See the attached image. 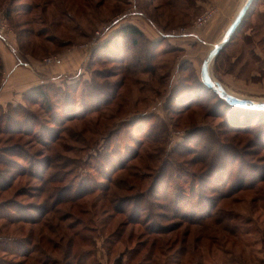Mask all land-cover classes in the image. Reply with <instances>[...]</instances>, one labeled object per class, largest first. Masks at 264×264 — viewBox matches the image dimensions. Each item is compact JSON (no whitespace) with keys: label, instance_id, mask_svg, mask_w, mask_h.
<instances>
[{"label":"rangeland","instance_id":"374dc122","mask_svg":"<svg viewBox=\"0 0 264 264\" xmlns=\"http://www.w3.org/2000/svg\"><path fill=\"white\" fill-rule=\"evenodd\" d=\"M8 8L11 21L5 17ZM209 8L216 11L214 20L218 12L211 0H0V28L6 38L21 39L27 53L14 44L18 56L32 55L44 68H60L66 54L78 59L56 69L55 79L47 82L55 84L48 90L52 105L11 104L35 116L40 126L31 128L37 136L25 133L29 126L18 129L21 134L7 133L0 121V264L26 260L5 252L24 250L14 244L28 233L10 223L16 208L29 207L37 217L52 204L87 226L82 236L88 243L75 248L74 264L75 255L88 250L94 255L90 264H233V259L259 264L264 259V113L231 108L200 83L203 60L235 12L220 19V31L202 32L203 42L163 37L205 29H195L194 21ZM133 20L147 23L151 38L133 44V38L118 37L113 54L100 51V44ZM107 26L112 33L96 36ZM25 30L35 35L22 39ZM119 54L126 60L118 62ZM55 57L60 62L43 64ZM211 74L234 95L264 102V0H255ZM72 104L78 118L69 121L65 112H73ZM0 105L2 115L8 104ZM37 161H47L46 172L32 169ZM121 163L129 170L119 171ZM109 193L121 203L105 210ZM208 211L210 218L201 219ZM53 214L56 233L37 226V242L42 241L26 264H66L73 221ZM191 222L202 227L187 234ZM223 227H236L237 235L230 237ZM43 238L54 240L57 249ZM196 238L203 245H196ZM181 246L189 250L186 261L176 258Z\"/></svg>","mask_w":264,"mask_h":264},{"label":"trees","instance_id":"16d2710c","mask_svg":"<svg viewBox=\"0 0 264 264\" xmlns=\"http://www.w3.org/2000/svg\"><path fill=\"white\" fill-rule=\"evenodd\" d=\"M26 11L29 12L30 9L27 8ZM5 17L7 19H9V21L12 20V11L10 10V8L7 9V12L5 13ZM16 25L19 27L20 24L17 23ZM20 35L22 36V39H25L27 37L34 36L35 33L33 31H30V30H25V31H21ZM38 36H40V35H38ZM118 37H120L119 40H122V41H123V38H129V37L133 38V44H137L138 43V41H137L138 38H147L145 36V34L138 27H136L135 25H132V24H128V25L122 26L120 29H118L117 32L115 34H113L111 36V38H109L106 42L104 41L102 44H100V46H99L100 47V51H103V52L108 53V54L111 53L112 52V47L115 46L116 40H117ZM51 41L54 42V40H51ZM17 44H18L19 49L21 50V52L26 53V51H24L23 41L21 39L17 40ZM121 50H122V48H121ZM129 50L130 49H128L126 51V49H125V50H122V51H123V53H125V51L128 52ZM113 53H114V51L112 52V54ZM114 57L116 58V60H119L118 62L126 60L125 56L124 55L122 56L121 54H119L118 56H114ZM2 76H3V65H2V60H1V57H0V82H1ZM49 83H51V82H49ZM200 83L202 84V86L204 88L208 89L202 83L201 78H200ZM49 85H55V84L54 83L53 84H48L47 83L45 85H41V86H39L37 88H34V89L30 90L29 92H27L25 94V96H24L25 102H29L30 104H41V105H44V106H46V104H48V106L52 105L51 97L49 96V91H48L49 89H51ZM67 87H69V86H67ZM0 88H1V85H0ZM57 88H61V87L58 86ZM210 91H212V90H210ZM57 93L58 94H54V97H57L58 95H60L61 91L57 92ZM217 97L219 98L220 101L225 102L218 95H217ZM11 104L12 103H8V108H7L6 112L3 113L2 115H0V121L1 122L5 121L7 133L21 134V131L18 130V129H20L21 127H24V126H29V129L28 128L25 129V131H27L25 133L26 134H32L33 136H37L38 132L36 131V127L39 124L36 121V119L34 118L35 116L32 117L33 115L30 112H26L24 106H22L21 104H17L16 106L15 105L12 106ZM226 104H227V106H229L231 108H236V109H239V110H242V111L246 110L245 108L232 106V105H229L228 103H226ZM75 105L73 106V104H72V105H69V107H68V108H72L73 112H70V113L69 112H65V113H67L65 118L67 120H69V121L78 118L77 117V114H78L77 111L78 110H77V108H75ZM84 105H85V103H83V105H82L84 107V109H85ZM1 110H2V108H0V111ZM52 110L53 109L49 108L48 111L51 112ZM246 111H248V110H246ZM252 112L261 113V114L264 113V111H257V110H253ZM80 117H82V115ZM32 123L36 126L34 129L31 128L32 127ZM9 131H12V132H9ZM50 136H52V135H49V137ZM39 163H40L39 161L34 162V166H33L32 169H35L36 171L40 170V171H42V173L46 172V168L45 167H47V166L45 164L47 163V161H46V163L45 162L40 163L41 166L38 169L39 166H37V165ZM118 169H119V171H127V170H129V168L127 167V164H124V163H121V166ZM41 178L42 179H40V180H43V176ZM263 180H261V181L263 182ZM121 182H123V180H121ZM205 199L207 201H209V202L212 201L209 197L205 198ZM105 201H107V203H104V209L105 210L112 209V205L113 204H116L118 202L121 203V201H119V199H117L116 196H112V195H110V193L107 194V198H106ZM55 203L63 204L64 201H61L60 199L59 200L57 199ZM66 203L69 204L70 200L68 199L66 201ZM53 206H54V204H52V207L50 209L46 208L44 211H43V209H39L37 217L32 216V214H31V212L29 210V207H27L25 209L26 211H24L23 209H20L21 207L20 208H16L15 211L17 213V216H13V219L11 220L10 223L13 224V225H16V226L18 224V226L23 227V228H25L27 230L28 233L26 234V236H23L21 238L19 237V238H16L14 240V244L15 245L17 244L19 246L20 250H22V249H24V250L22 252H20V254L16 253V252L14 253V252L8 251V250H5V252L7 254L11 253V255L21 256V257L26 259V260H24L22 262H18L17 264H26L28 260L30 261V259L33 256V254H35L38 251V243L40 244V242L42 241V237H40L38 242H37L38 233L36 232L35 229L37 228V226L39 224H44L43 225L44 228L48 229L49 232L52 235H54V233H56L54 225L52 223V220L49 218L50 217L49 214L52 215L53 213H55L59 217L61 215L62 217H64V218H62L63 221L64 220H72L73 221L72 224L69 225L70 226L69 228L71 229V231H74V238L70 239L67 242L66 250H64V261L66 262V264H68V263L69 264H74V263L71 262V255H73L75 253V248L76 247L79 248L80 247L79 245H81V244H87L88 243L87 242L88 239L85 236H82V234L87 231L86 230L87 226L84 225V223H83L84 220H82L81 217L76 216L74 213L66 212V214L65 213L62 214L59 210H57V208L53 209ZM35 209H37V208H35ZM116 211H117V213H120L121 215H125V210L123 208L119 209V207L117 208L115 206V212ZM136 212H140V210H136ZM212 212L208 211L206 214H203L201 216V219H204L205 217L206 218H210V215H211ZM131 216L132 217L136 216L135 212H134L133 215H130V218H132ZM75 217H76V220H75ZM181 217H184V219H185V218H187V215L183 214ZM8 220H9V218H8ZM43 221H45V222H43ZM50 222H51V224H50ZM88 222L95 223L94 219H90V220H88ZM76 223H77V227H75ZM78 226L81 227V228H78ZM188 226H190V227L186 228V229H188L186 231L187 234L192 233L194 231V229H196L194 227H202L201 224L198 223V222H191V224L188 225ZM120 227H122L121 224H120ZM223 228H224L223 230L225 232H227L230 237L233 238V237H235L237 235V228L236 227H232L230 230H228V228H226V227H223ZM75 229H79V230H75ZM184 235H185V233H184ZM207 237H209V236H207ZM207 237H204V239H207ZM201 238H196V240H195L196 245H198V246L199 245H203L204 240H202ZM44 240H47V239L43 238V241ZM75 240H78V242H76ZM46 243L49 244L52 247L57 245L56 242L54 240H51V239H48L46 241ZM187 243L188 242L186 240L183 241V245L185 244L184 246H188ZM184 246H181L179 248L178 252L175 255H176V258L182 257L183 260L185 259V261H186L185 257H187V255L189 254V252H188L189 250H188V248H186ZM54 248L57 249V247H54ZM152 248H154V249L157 248L156 247V243H153V247ZM195 250H196V248H195ZM80 254L81 253L75 255V257L78 258L77 259V264H90L89 262H87V260H88L89 257L94 256L92 251L88 250V252L86 254H81V256H79ZM151 254H154V253H151ZM230 254H231V252L228 255H230ZM232 261H235V263L233 262V264H240L235 259H233ZM179 262H177L175 260V264H178ZM10 264H12V263H10ZM44 264H48V262L45 261ZM97 264H101V263L97 260ZM116 264H121V262H118Z\"/></svg>","mask_w":264,"mask_h":264},{"label":"crops","instance_id":"0c3cea01","mask_svg":"<svg viewBox=\"0 0 264 264\" xmlns=\"http://www.w3.org/2000/svg\"><path fill=\"white\" fill-rule=\"evenodd\" d=\"M216 4L217 16L209 24H207L205 29H201L194 34V36L187 37H172L170 35L163 36L164 38H171L170 40L180 39H193L200 42H203L201 35L204 33H212L220 31V19L231 15L235 12L234 15L239 11L245 2V0H211ZM137 16V15H136ZM134 20H140V17L133 18ZM132 21V25L138 27L146 37H150V29L147 23ZM5 35V34H4ZM151 38V37H150ZM16 39L6 38L0 42V57L3 65V76L0 82V104L14 103L15 101L25 103V94L30 90L37 88L41 85L47 84L48 81H52L53 76L55 75V70L64 69L69 65L76 64L78 60L73 54L72 57L69 54L65 55L66 63L60 68L57 67H45L42 66V63L32 55H25V58H21L17 55V50L15 48L18 46ZM15 44V45H14ZM19 48V46H18ZM20 50V49H19ZM75 58V59H74ZM57 75V74H56ZM196 264H204L203 262H197ZM259 264H264V259L260 260Z\"/></svg>","mask_w":264,"mask_h":264},{"label":"water","instance_id":"95a60500","mask_svg":"<svg viewBox=\"0 0 264 264\" xmlns=\"http://www.w3.org/2000/svg\"><path fill=\"white\" fill-rule=\"evenodd\" d=\"M255 0H245L244 4L239 9L238 13L234 17L232 23L224 32L223 38L211 48L206 58L203 60L200 69V78L202 83L209 89L218 95L222 100L232 106L241 107L250 110L264 111V102H258L246 98H240L231 94L219 81H217L211 74V67L214 61L217 59L221 51L225 46L233 39L238 28L242 25L246 18L250 8Z\"/></svg>","mask_w":264,"mask_h":264},{"label":"built area","instance_id":"2783aa9c","mask_svg":"<svg viewBox=\"0 0 264 264\" xmlns=\"http://www.w3.org/2000/svg\"><path fill=\"white\" fill-rule=\"evenodd\" d=\"M215 14H216L215 9H210V8L207 9L205 12H203L194 21L195 29H199V28L204 27L207 24H209L213 20ZM113 29L114 28L107 26V27H105L104 30L97 32L96 36H99L100 39H102V38H104V36L112 33ZM4 30H5V28H3V27L0 28V40H2V41L5 40ZM195 33H196L195 31L188 32L187 30L183 29L182 32L173 31L169 35L172 36V37H187V36H194ZM43 62H44L43 64L45 66H51V65H53V64H55L57 62H60V60H58L57 57H55V58H46V59H44Z\"/></svg>","mask_w":264,"mask_h":264},{"label":"bare ground","instance_id":"6f19581e","mask_svg":"<svg viewBox=\"0 0 264 264\" xmlns=\"http://www.w3.org/2000/svg\"><path fill=\"white\" fill-rule=\"evenodd\" d=\"M229 91V90H228ZM230 92V91H229ZM231 93V92H230ZM231 94H233V93H231ZM234 95V94H233ZM236 96V95H235Z\"/></svg>","mask_w":264,"mask_h":264}]
</instances>
